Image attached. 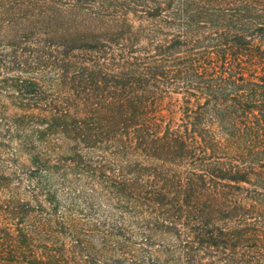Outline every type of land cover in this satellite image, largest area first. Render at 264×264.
<instances>
[{
  "label": "trees",
  "instance_id": "obj_1",
  "mask_svg": "<svg viewBox=\"0 0 264 264\" xmlns=\"http://www.w3.org/2000/svg\"><path fill=\"white\" fill-rule=\"evenodd\" d=\"M2 28L0 264H264V0H0Z\"/></svg>",
  "mask_w": 264,
  "mask_h": 264
},
{
  "label": "rangeland",
  "instance_id": "obj_2",
  "mask_svg": "<svg viewBox=\"0 0 264 264\" xmlns=\"http://www.w3.org/2000/svg\"><path fill=\"white\" fill-rule=\"evenodd\" d=\"M24 27L25 26L23 25V23H20L18 30L22 31ZM12 36H13V32H9L7 30H4V28H2L0 31V43L2 44L8 43L9 40H11ZM43 71L44 72L42 73L34 72L30 74L39 75L40 73L43 76L40 77L42 83V91H45L47 98H49L52 101L63 102V104L65 103L64 106L66 105V103L74 101V96L71 89L69 88V81H68V75L70 74V71L57 70L52 67L49 69L47 68ZM6 94L9 100L10 98H12L11 97L12 95H16L11 92H7ZM171 102L172 103H168L167 100H164L163 105L160 109V116L158 121L162 124V126L166 124H170L171 127H175L179 122L180 113L178 110V104L175 102L173 103V101ZM73 111L75 113L77 110H73ZM136 153H140V152H133L132 150H130L127 155L129 158L133 159V156L136 155ZM140 154H141L139 155L140 158L138 159H140V161L146 162L145 159L143 158L144 156H142V153ZM150 161L151 163L158 164L157 162H155L156 160L151 159ZM178 169L182 171V165L179 166Z\"/></svg>",
  "mask_w": 264,
  "mask_h": 264
}]
</instances>
